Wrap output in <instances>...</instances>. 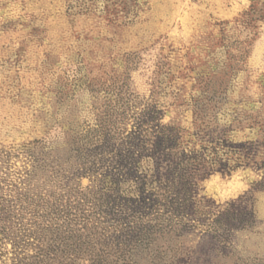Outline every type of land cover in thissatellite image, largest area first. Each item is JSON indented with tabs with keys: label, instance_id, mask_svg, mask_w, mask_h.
I'll return each instance as SVG.
<instances>
[{
	"label": "rangeland",
	"instance_id": "obj_1",
	"mask_svg": "<svg viewBox=\"0 0 264 264\" xmlns=\"http://www.w3.org/2000/svg\"><path fill=\"white\" fill-rule=\"evenodd\" d=\"M143 123L214 170L195 217L132 257L264 264V0H0V196L24 145Z\"/></svg>",
	"mask_w": 264,
	"mask_h": 264
},
{
	"label": "trees",
	"instance_id": "obj_2",
	"mask_svg": "<svg viewBox=\"0 0 264 264\" xmlns=\"http://www.w3.org/2000/svg\"><path fill=\"white\" fill-rule=\"evenodd\" d=\"M142 125L24 145V187L0 196V264H139L132 251L177 236L213 162L179 151L173 127Z\"/></svg>",
	"mask_w": 264,
	"mask_h": 264
}]
</instances>
